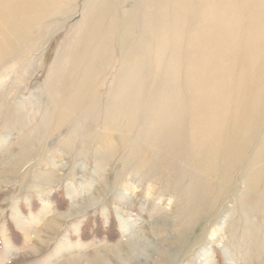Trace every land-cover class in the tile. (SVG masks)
Listing matches in <instances>:
<instances>
[{"label":"rangeland","instance_id":"1","mask_svg":"<svg viewBox=\"0 0 264 264\" xmlns=\"http://www.w3.org/2000/svg\"><path fill=\"white\" fill-rule=\"evenodd\" d=\"M93 1V9L107 14L102 35L115 17L108 33L113 55L88 103L81 107L73 99L61 123L60 103L43 122L51 108L44 85L64 52L75 53L80 36L75 42L73 37L82 29L77 26L86 0L55 1L56 8L50 0L43 5L48 13L21 38L18 28L0 24V46L6 49L0 77L7 75L0 83V264H68L71 253L90 264H264V8L234 0L233 37L211 41V62L220 53L233 54L230 73L221 77L227 84L222 101L211 98L221 86L188 76L187 41L199 25L191 15L194 3L182 21L186 31L176 37L178 30L175 35L167 16L155 13L148 0ZM163 2L171 18L175 3ZM121 29L131 32L123 60ZM8 38L21 41L10 47ZM136 55L145 58L130 72L141 92L139 104L126 106L134 90L125 94L124 112L105 131L112 82H121L119 69L127 72L122 61ZM89 104L97 122L81 113ZM179 104L200 106V128L213 121L221 136L217 145L187 138L190 145L200 143L183 154L169 148V138L160 144L176 122L164 125L165 109ZM183 118L178 122L191 124ZM121 219L133 225L130 235ZM206 248L210 253L201 257Z\"/></svg>","mask_w":264,"mask_h":264},{"label":"bare ground","instance_id":"2","mask_svg":"<svg viewBox=\"0 0 264 264\" xmlns=\"http://www.w3.org/2000/svg\"><path fill=\"white\" fill-rule=\"evenodd\" d=\"M49 1L50 0H4L0 2V24L7 23L10 28H18L20 30V36L18 37L21 38V35L25 34L37 20L42 19V16L48 13L44 12L43 5L48 3ZM55 1L58 2L59 0H52L54 4L53 7L55 6L54 8H56L59 3H56ZM163 1L164 0H148V3L152 5L155 13L158 14L160 12L162 16H167L166 21H170V26L173 24V28L171 30H173L175 35L177 34L178 30L179 34H177L176 37H180V33L182 34L186 31V27L183 25L182 21L185 19V12L189 7L188 3H194L191 9V15L198 17L199 25L196 26L197 34L193 37H190L187 41L188 48L186 50V54L187 57H189L188 64L191 69V73L188 76L190 78L194 75L200 76V78H198L201 81L200 84L206 83V81H209L208 79H210L216 85L221 86V89L213 93L211 98L216 96L224 101L226 99L227 84L221 77L230 73V62L231 59H233V54L232 52H229L228 56H225L226 53H220L221 58L215 59L211 62L210 56L216 50V47L212 45L211 41L217 36H223V38H228L229 40L231 37H233L232 35H230V31L231 28L235 27L233 17L231 18V15H233L232 13L234 11V8H232V3H234V0H170L171 3H175L174 8L171 10V18H169L166 13L167 9H164ZM237 1L239 3L241 0ZM252 2L253 5L261 6L264 8V0H252ZM94 3L95 2L93 0H86V2L84 3V8L82 11V21L77 26L82 27V29L79 30L78 28L76 33L74 32L76 36L73 37V41L75 42L76 38L80 36L78 43L75 45V47L73 46L74 48L71 49L75 53L72 57H69L68 55L71 51H68L67 53H65V51L63 54L65 56V60L62 59L60 62L56 61V63L50 69L49 76L47 77L46 83L44 85V92L46 95L45 100L50 104L51 108L46 109V111L44 112V116H42L43 122L47 120L50 114H54L55 112H57V104L59 103L62 105L61 110L59 109L60 111L57 112L59 114V123L63 121L65 122L67 120V107L73 105V99L77 98L78 100H76V102H79L81 107L83 106V102L86 105L88 103V100L92 97V92H90V90L95 86V83L98 80V73L102 72L105 69V65L112 58L113 53L111 49V39L109 40L108 33L112 31V21L114 15L113 17L109 18L108 28L106 31H103L105 33H103L102 35V29L100 28V26L101 22L103 23V21L105 20L107 14L103 10L98 11V9H93ZM105 5H103L104 8ZM213 6H215L214 9L210 10V7L213 8ZM36 10L38 11V15H36ZM230 11L232 12L229 14L228 12ZM89 12H91L93 16H89ZM39 17L41 18L39 19ZM145 17L147 16H144V20ZM121 22V24L124 25L123 21ZM128 22L131 23V21ZM2 34L3 31L0 27V37L2 36ZM130 35L131 32L128 33V31L126 32L125 29H121V31H119L118 48L122 54V60L124 54L123 52L128 46V43L130 41L129 39L131 38ZM19 38L17 40L8 38L9 40H13L12 42L9 41L11 44L10 47H12L16 42L21 41V39L19 40ZM71 39L72 38L69 37V40L72 42ZM70 48L71 46L69 47V49ZM4 50L6 49L0 46V55ZM136 56H134L133 60L129 62L125 63L124 61H122L121 64L125 66L126 69H124L127 72H124V70L122 71V68H120L119 70L122 74L121 82L118 83L116 80L115 82H112V86L110 88V90L112 91L111 93H109L108 99L105 104L106 110L104 111L103 118L105 122V131H108V126L110 128H113L116 120L119 119V115L124 112L125 108L123 101H125V94L134 90V96L132 98L128 97L130 105H128L127 103L126 106H131V108L135 109L139 104L141 92L137 88V86L139 85H137L135 80L131 78L130 72L139 70V64H143L144 62L142 61L145 60V58L141 56L138 59V56ZM2 60L3 59L0 58V62H2ZM137 60L138 64H136ZM5 79H7V75H5L4 78L0 77V83ZM1 86H3V84H1ZM92 105L93 104H89L87 105L88 107L81 108L82 110L84 109L81 113L84 116H88L89 114V119L92 122H97L99 114H95L96 111L95 109L93 110V108H91ZM197 105L192 104L189 107L182 108L179 104L175 108H172L170 106L165 109L169 110V115L168 118L165 117L164 125H166L170 120H175L176 122L173 126L170 125V131L168 132V135H164L161 139H159L160 144H165V141L169 138L172 142L170 143L172 147L170 146L169 148L173 150L176 149V152L183 154L187 153L190 150H194L195 147L200 143V141H197V144L193 143V145H190V143H188L187 141V138H190V140H192L193 138L197 140H200V138H204L205 141L208 140L209 145H217L218 140H220L221 138V136H219V133L217 132L218 128L216 126H211L213 121L203 129L200 128V121L196 114L198 112L196 107L199 106ZM89 107L91 110H88ZM210 109V117L216 123L218 121L216 103L211 102ZM87 110L90 112H87ZM181 116L184 117L183 119H185L186 117L191 118V124L186 126L184 124L185 122L183 123L184 125L179 123L178 120H180ZM60 117L62 121H60ZM134 121L133 123H135ZM59 123H57L58 126ZM145 124L146 123L141 124L140 129H144ZM237 124L238 121L236 119L234 121V125L237 126ZM58 126H56V128ZM109 131L111 130L109 129ZM180 135H184V139H181ZM46 208L47 206L45 207V209ZM120 221L122 229L124 230V234L130 235L133 232V225L130 222L123 221L122 219ZM208 250L207 248L204 249V251L202 250L200 252L201 257L202 255L205 256L206 253L209 254L210 250L209 253ZM66 261L68 264H90L86 258L82 259L81 256L79 257L75 253L69 254L66 258Z\"/></svg>","mask_w":264,"mask_h":264},{"label":"crops","instance_id":"3","mask_svg":"<svg viewBox=\"0 0 264 264\" xmlns=\"http://www.w3.org/2000/svg\"><path fill=\"white\" fill-rule=\"evenodd\" d=\"M78 248V247H77Z\"/></svg>","mask_w":264,"mask_h":264}]
</instances>
